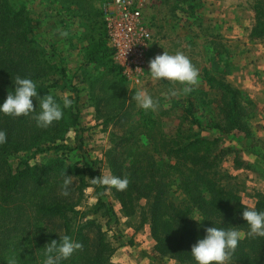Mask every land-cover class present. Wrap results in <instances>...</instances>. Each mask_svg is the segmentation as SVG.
Returning <instances> with one entry per match:
<instances>
[{
	"label": "trees",
	"instance_id": "trees-1",
	"mask_svg": "<svg viewBox=\"0 0 264 264\" xmlns=\"http://www.w3.org/2000/svg\"><path fill=\"white\" fill-rule=\"evenodd\" d=\"M84 1L92 0H65L76 6ZM189 1L177 0V6ZM252 11L254 24L249 38L264 40V0H252ZM99 16L102 18L101 10ZM103 30V36L87 49L81 67L69 77L65 61L55 47L41 46L35 39L28 5L20 0H0V106L9 92L14 93L17 76L32 79L41 98L51 94L63 107V101L54 95L60 91L70 93L72 101V106L64 109L63 119L48 128L37 127L32 118L40 111L35 97L36 112L27 117H11L0 112V131L7 134V142L0 144V264H7L12 256L18 264H43L45 245L59 240L61 235H69L83 244L82 250L75 251L61 264H113L115 248L102 226L97 219L85 218L79 210L83 192L89 187L98 188L88 183V177L93 178L87 175L86 165L67 164L60 156L41 164L30 163L37 155L69 151L62 143L79 125V88L73 84L74 78H79L82 72L81 75L89 77L87 70L101 64L121 74L113 61L114 52L108 47L105 27ZM205 82L220 97L219 120L208 127V131L219 136L187 134L189 131L184 129L173 135L156 134L150 110L141 109L136 120L128 114L125 104L100 114L101 101L96 100L99 113L96 120L101 125L125 128L113 134L105 158L110 173L121 178L127 176L130 183L125 191L112 188L111 192L125 217L138 214L143 224H149L155 242L152 252L158 258L177 264H196L191 247L204 238L205 228L235 227L243 238L229 264H264V238L247 236L249 226L242 218L245 206L235 190L222 183L227 176L219 172L224 159L235 153L221 148L220 136L243 134L252 138L249 120L254 105L223 79L206 74ZM194 109V101H187V116L182 121L202 127ZM136 129L143 132L137 136ZM235 166L241 167L242 162L237 159ZM63 172L73 178L67 197L60 195ZM102 189L104 193L107 190ZM176 192L178 196L174 195ZM102 198L97 199L94 211L112 218L113 207ZM142 201L145 204L141 207ZM255 210L264 211V193L258 194Z\"/></svg>",
	"mask_w": 264,
	"mask_h": 264
},
{
	"label": "rangeland",
	"instance_id": "rangeland-1",
	"mask_svg": "<svg viewBox=\"0 0 264 264\" xmlns=\"http://www.w3.org/2000/svg\"><path fill=\"white\" fill-rule=\"evenodd\" d=\"M107 1L110 0L84 1L81 6H76L66 3L65 0H20L32 12L35 39L41 46L55 47L65 61L69 77L83 64L87 49L103 36L104 27L99 13ZM134 1L140 6L144 27L150 35L142 64L131 70H123L116 65L121 69L120 75L110 71L107 65H95V68L87 70L89 77L81 75L82 72L79 78H74L73 84L79 88V125L62 143L69 151L62 149L37 155L30 161L32 165L60 156L67 164L79 167L86 165L87 175L92 178L110 173L106 164V153L111 149L113 134L121 133L125 128L101 125L96 120L99 114L96 112V100L101 101L100 114L110 113L115 107L125 104L128 114L136 120L139 119L142 109L132 100L137 90L148 92L159 102L156 111L150 110L154 133L173 135L184 129L189 131L187 134L219 136L212 130L208 131V127L219 120L220 97L216 90L207 86L205 75L223 79L237 88L236 82L245 69L243 60L246 41L250 39V30L254 24L252 0H190L180 7L177 6V0ZM58 30L66 31L68 36L62 37ZM255 47L264 54V40H254L252 48ZM49 51L51 50L48 49ZM164 51L169 54L183 52L199 70L200 82L193 91L171 97L170 89L180 90L183 86L174 85L167 80L151 79L149 61ZM121 78H124L123 81ZM262 79L264 75L261 76V87L246 93L257 104L264 103ZM54 95L62 101L64 96H71L70 93L60 91L54 92ZM189 100L194 101L193 112L201 119L202 127L182 121L187 116ZM253 105L249 120L252 138L243 134L220 136L221 148L235 152L228 155L220 166L219 172L227 176L222 183L235 190L241 203L247 208H255L258 194L264 193V120H259L258 107L254 101ZM134 132L139 136V132L143 131L136 129ZM237 159L242 162L239 168L235 166ZM87 181L91 183V177ZM173 190L176 191L175 186ZM174 195L178 196V192ZM99 196L113 207L115 214L112 218L95 213ZM144 204L142 201L140 206ZM79 210L85 218L97 219L102 226L103 232L115 248L111 258L113 264H169L172 261L153 255L155 242L151 237L149 224H143L138 214L125 217L111 189L104 193L99 186L87 188L83 192ZM173 264L177 263L173 261Z\"/></svg>",
	"mask_w": 264,
	"mask_h": 264
},
{
	"label": "clouds",
	"instance_id": "clouds-1",
	"mask_svg": "<svg viewBox=\"0 0 264 264\" xmlns=\"http://www.w3.org/2000/svg\"><path fill=\"white\" fill-rule=\"evenodd\" d=\"M62 37H67L68 33L58 30ZM149 72L153 81L167 80L172 84H180L183 87L180 90L170 89L169 95L177 97L181 93L188 94L199 84V70L193 65L188 56L183 52L177 51L175 54H169L164 51L163 54L156 55L149 61ZM15 91L9 92L5 102L0 106V112L6 116L21 117L29 116L36 112L33 105V98L39 101L40 111L32 118L36 121L39 128H48L53 122L60 121L64 117V109L72 106V101L63 97V107L58 103L54 96L47 94L39 97L36 83L29 78H15ZM132 100L145 112L156 111L159 102L144 90H137L132 96ZM7 142V134L0 131V144ZM63 183L61 185L60 195L67 197L70 195L69 188L73 183V178L61 173ZM93 185L107 189L115 188L117 191H125L130 183L127 176L121 178L111 173L101 174L99 177L91 179ZM242 218L247 222L249 237L264 238V211H257L255 208L245 207L242 212ZM193 219V218H192ZM196 220V219H195ZM206 235L198 239L191 247V255L196 264H229L240 240L242 233L233 228H205ZM45 259L43 264H61L72 256L77 250L83 249V244L75 242L69 235L59 236V240H51L45 245ZM7 264H18L15 256L9 257Z\"/></svg>",
	"mask_w": 264,
	"mask_h": 264
},
{
	"label": "built area",
	"instance_id": "built-area-1",
	"mask_svg": "<svg viewBox=\"0 0 264 264\" xmlns=\"http://www.w3.org/2000/svg\"><path fill=\"white\" fill-rule=\"evenodd\" d=\"M102 21L113 61L121 69L142 64L150 35L144 27L140 6L134 0H110L102 7Z\"/></svg>",
	"mask_w": 264,
	"mask_h": 264
},
{
	"label": "crops",
	"instance_id": "crops-1",
	"mask_svg": "<svg viewBox=\"0 0 264 264\" xmlns=\"http://www.w3.org/2000/svg\"><path fill=\"white\" fill-rule=\"evenodd\" d=\"M246 42L247 46L245 47V57L243 60V68L245 69L242 71L243 74H241V76L238 78L236 87L244 95L248 96L247 94L251 93L252 89H258L259 87H261L260 80L261 76L264 75V54H262L259 48H252V46L254 45V40L251 41L249 39ZM249 71H251V73ZM253 101L258 107V118H260L259 120H264V103L258 102L257 104L255 100ZM260 105L262 106L259 108ZM168 263L173 264V261H169Z\"/></svg>",
	"mask_w": 264,
	"mask_h": 264
}]
</instances>
